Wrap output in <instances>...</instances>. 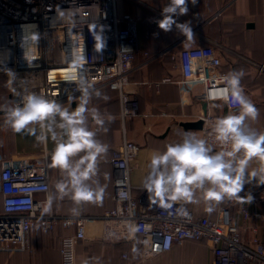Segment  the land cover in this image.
Segmentation results:
<instances>
[{"label": "built area", "instance_id": "built-area-1", "mask_svg": "<svg viewBox=\"0 0 264 264\" xmlns=\"http://www.w3.org/2000/svg\"><path fill=\"white\" fill-rule=\"evenodd\" d=\"M118 0H0V73L9 78L11 106L29 92H35L59 103H74L81 93L68 82V59L71 54L86 57L83 71L94 88H109L118 93L119 117L122 121L139 112L137 97L125 90L137 54L147 62L169 58L179 70L176 83L184 93L213 102L223 88L219 53L208 45L185 46V37L155 53L143 52L137 43V18L117 11ZM30 26L32 42L25 44L24 28ZM93 31L102 34L106 46L95 50ZM37 35L38 39L33 40ZM164 81L170 82L166 77ZM158 84H156L157 86ZM227 113L235 112L225 104ZM219 116L202 115V137L215 150L212 123ZM264 132V122H263ZM139 146L124 139L113 150L110 163L114 168V207L106 211L103 239L139 241L140 256L149 259L168 252L188 240H204L213 254V264H264V199L262 225L249 226L245 240L236 218L249 219L248 203L225 199L222 206L213 205V217H197L189 203L178 202L171 209L152 204L141 188L133 195L130 184L132 161ZM50 158L43 153L34 159L0 156V250L23 249L35 227L53 231L57 226L73 229L62 238L61 264H76V246L85 238V224L91 217L63 216L52 204L45 212L50 196ZM42 194L43 198L36 197ZM241 197L248 196L242 190ZM252 197L251 203L258 202ZM177 208L186 209L181 215ZM133 229V230H132ZM134 229H138L135 230ZM245 230V228H244Z\"/></svg>", "mask_w": 264, "mask_h": 264}, {"label": "crops", "instance_id": "crops-1", "mask_svg": "<svg viewBox=\"0 0 264 264\" xmlns=\"http://www.w3.org/2000/svg\"><path fill=\"white\" fill-rule=\"evenodd\" d=\"M169 0H118L117 11L120 14H131L137 18V43L143 52L155 53L169 47L178 39L184 37L173 27L170 32L159 29L157 21L162 19L161 12ZM189 11L177 18L178 23L189 22L194 38L185 46L208 45L219 53L221 58L220 71L228 74L233 70H243L245 75L241 85L245 94L259 111L256 121H246L253 129L263 132L264 122V0H197L193 5L188 3ZM151 20L143 23L140 20ZM142 22V23H141ZM136 69L131 73L125 90L137 97L139 112L131 118L122 121L119 117L120 104L118 93L109 88L97 89L101 98L93 95L88 107L96 108L105 120L103 128L99 129L97 139L109 146L108 153L98 159V173L93 178L105 187L102 202L82 203L76 205L69 197L58 199L55 185L62 180L63 173L51 166V153L54 143L44 144L35 136L23 132L16 133L4 125V113L0 111V156L24 157L34 159L46 153L50 158V196L56 198L52 203L63 216L91 217L85 224V238L76 246V264H213V254L204 240H188L182 245H175L168 252L143 259L140 256V245L135 240L103 239L104 222L101 217L114 207V168L110 163L113 150L119 147L123 140L135 142L139 146L136 158L132 161L130 184L133 195L139 197L142 192V180L147 175V164L154 150L163 151L169 143L178 142L185 132L202 137L200 129H185L182 123H192L206 112L219 117L227 114V108L221 101H206L199 97L185 94L176 83L180 78L179 70L171 60L163 58L147 62L146 57L139 53L134 60ZM170 77L171 81L163 79ZM156 84H158L156 86ZM106 96L107 100L102 97ZM74 103L63 104L74 109ZM11 106L9 96V78L0 73V108ZM88 126L97 131V125L89 113ZM112 119L109 120L108 117ZM59 119L57 118V123ZM39 134V126L34 125ZM59 132L60 130L57 129ZM256 167L253 160L251 168ZM244 191L257 197L258 202L248 203L250 217L244 221L236 218L235 224L242 229L245 240L250 237L249 226L262 225V199L264 185L255 180L245 183ZM199 195V194H198ZM42 199V194H37ZM197 217L213 214L206 211V205L189 203ZM221 207L222 202L214 204ZM77 213L73 214L72 209ZM245 228V230H244ZM73 229L57 226L53 231L35 227L26 246L7 252L0 250V264H61V241Z\"/></svg>", "mask_w": 264, "mask_h": 264}, {"label": "clouds", "instance_id": "clouds-1", "mask_svg": "<svg viewBox=\"0 0 264 264\" xmlns=\"http://www.w3.org/2000/svg\"><path fill=\"white\" fill-rule=\"evenodd\" d=\"M188 3L189 0H169L162 9V19L157 21L159 29L164 32L172 31L175 26L185 37L184 43L194 38L189 22H177L178 17L188 13ZM191 3L195 5L197 0H191ZM93 37L95 50L102 52L106 46L105 39L95 31ZM37 39L38 36L34 35L33 40ZM85 62L84 55L75 53L68 59L70 73L67 80L74 83L81 93L78 98H71L78 99L74 109L70 110L57 100L35 92L24 94L12 106L0 108L4 113V125L12 131L35 136L44 144L51 139L54 143L51 166L59 169L64 177L55 185L56 198L69 197L76 205L102 202L105 187L98 180L93 185V178L98 173V159L109 150L107 144L97 139L105 120L96 108L88 107L93 95L101 98L102 94L89 83L83 71ZM244 75L243 70H233L221 77L225 86L218 90L215 98L223 100L235 112L218 117L212 123L213 140L221 146L220 150H215L208 140L185 132L180 141L167 144L163 151L151 153L142 188L152 204L171 209L178 202H203L206 211L211 213L213 205L225 199L251 202L250 195H239L245 183L255 180L264 185V132L246 123L256 121L259 111L241 85ZM102 98L107 100L106 96ZM89 113L97 131L89 129ZM34 125L39 126V134ZM253 160L256 167L249 171ZM56 198L47 197L45 212L51 211ZM72 212L76 214L77 209L73 208ZM177 212L188 215L184 208H177Z\"/></svg>", "mask_w": 264, "mask_h": 264}, {"label": "water", "instance_id": "water-1", "mask_svg": "<svg viewBox=\"0 0 264 264\" xmlns=\"http://www.w3.org/2000/svg\"><path fill=\"white\" fill-rule=\"evenodd\" d=\"M203 109H204V115L206 114V103H204V106H203ZM182 126L185 128V129H200L202 130L203 128V120L201 118H199L197 121L195 122H192V123H182Z\"/></svg>", "mask_w": 264, "mask_h": 264}, {"label": "bare ground", "instance_id": "bare-ground-1", "mask_svg": "<svg viewBox=\"0 0 264 264\" xmlns=\"http://www.w3.org/2000/svg\"><path fill=\"white\" fill-rule=\"evenodd\" d=\"M25 44L29 45L32 42V33L30 31V26H25L24 28Z\"/></svg>", "mask_w": 264, "mask_h": 264}, {"label": "rangeland", "instance_id": "rangeland-1", "mask_svg": "<svg viewBox=\"0 0 264 264\" xmlns=\"http://www.w3.org/2000/svg\"><path fill=\"white\" fill-rule=\"evenodd\" d=\"M140 21H142L143 23H151V20L146 21V19H144V20H140ZM142 22H141V23H142Z\"/></svg>", "mask_w": 264, "mask_h": 264}]
</instances>
